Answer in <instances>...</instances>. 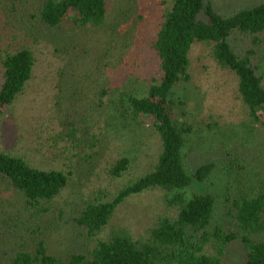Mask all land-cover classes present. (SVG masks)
Listing matches in <instances>:
<instances>
[{
    "label": "rangeland",
    "instance_id": "374dc122",
    "mask_svg": "<svg viewBox=\"0 0 264 264\" xmlns=\"http://www.w3.org/2000/svg\"><path fill=\"white\" fill-rule=\"evenodd\" d=\"M23 1L0 0V78L4 51L19 45L35 51L38 71L0 120V147L43 168L68 170L72 180L61 196L37 209L0 177V264H10L18 251L34 252L40 241L59 256L92 246L95 241L88 243L76 227V210L100 194L112 197L151 165L159 152L151 127L129 125L112 112L122 95L141 89L143 94L160 77L151 43L172 0H110L108 23L85 29L69 22L44 27L34 18L36 0ZM212 1L220 13L230 15L264 0ZM191 54L193 78L173 94L184 103L177 115L193 122L198 132L185 150L186 167L192 173L202 161L214 159L217 169L206 182L195 180L186 192L214 193V222L223 223L226 198L243 189L256 193L264 186V135L248 124L236 95V78L215 61L211 47L196 44ZM130 129H135L133 134ZM210 133L217 135L214 152L196 143ZM124 154L131 157V165L114 176L111 169ZM228 160L236 164L232 178L222 170ZM240 173L242 181L254 177L250 188L237 182ZM229 180L238 186L231 195L224 187ZM165 208L163 192L132 196L117 208L101 236L123 229L135 237L144 235ZM240 251L241 244L233 243L223 264H243Z\"/></svg>",
    "mask_w": 264,
    "mask_h": 264
},
{
    "label": "trees",
    "instance_id": "16d2710c",
    "mask_svg": "<svg viewBox=\"0 0 264 264\" xmlns=\"http://www.w3.org/2000/svg\"><path fill=\"white\" fill-rule=\"evenodd\" d=\"M18 1L22 4L23 0ZM33 4L34 18L49 29L60 28L66 22L81 29L101 28L110 15V0H36ZM163 12L151 43L160 77L143 94L141 89L122 95L121 104L115 105L112 112L113 118H122L129 125L151 127L159 152L141 175L121 186L112 197L100 194L76 210V227L88 243L95 241L92 246L59 256L40 241L34 252H16L10 264H223V257L235 242L241 244L243 264H264V186L257 187L256 193L252 189L236 193L238 186L235 188L229 180L224 187L230 195L232 191L236 195L226 198V221L214 222L215 194L189 196L186 189L195 180H209L217 163L214 159L202 161L192 173L188 171L185 150L195 142L198 132L193 122L177 115L178 105L184 103L173 96L178 85L193 78L194 46L207 44L220 67L235 76L236 95L248 124L264 135V1L225 15L212 0H172ZM37 66V56L29 46L4 51L0 120L27 91ZM216 137V133L201 136V144L196 142L198 148L214 152ZM131 162V157L124 154L111 173L120 177ZM225 164L221 169L231 176L236 164L233 160ZM241 173L235 177L237 182L252 186L254 177L249 175L242 181ZM0 177L23 195L29 207L37 209L41 203H51L61 196L72 180L68 170L43 168L1 147ZM146 191L163 192L166 207L146 234L135 237L123 229L102 237L117 208Z\"/></svg>",
    "mask_w": 264,
    "mask_h": 264
}]
</instances>
